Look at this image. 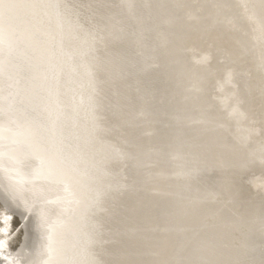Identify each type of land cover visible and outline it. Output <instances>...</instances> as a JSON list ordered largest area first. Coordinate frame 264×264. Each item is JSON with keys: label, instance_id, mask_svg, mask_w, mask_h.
<instances>
[{"label": "bare ground", "instance_id": "1", "mask_svg": "<svg viewBox=\"0 0 264 264\" xmlns=\"http://www.w3.org/2000/svg\"><path fill=\"white\" fill-rule=\"evenodd\" d=\"M0 264H264V0H0Z\"/></svg>", "mask_w": 264, "mask_h": 264}]
</instances>
